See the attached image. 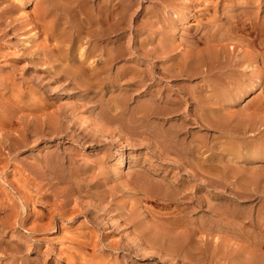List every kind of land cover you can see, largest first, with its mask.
I'll list each match as a JSON object with an SVG mask.
<instances>
[{
	"label": "rangeland",
	"instance_id": "1",
	"mask_svg": "<svg viewBox=\"0 0 264 264\" xmlns=\"http://www.w3.org/2000/svg\"><path fill=\"white\" fill-rule=\"evenodd\" d=\"M35 1L0 0V264H264V0H130L94 28L48 0L66 42ZM107 35L112 102L103 73L88 92L54 70L102 66Z\"/></svg>",
	"mask_w": 264,
	"mask_h": 264
},
{
	"label": "bare ground",
	"instance_id": "2",
	"mask_svg": "<svg viewBox=\"0 0 264 264\" xmlns=\"http://www.w3.org/2000/svg\"><path fill=\"white\" fill-rule=\"evenodd\" d=\"M10 1H12V0H10ZM14 1H18V0H14ZM31 1V0H30ZM73 1H75V2H80V0H73ZM132 1V0H131ZM131 1L130 0H84V2H82V4L80 5V7H79V9L78 10H73V9H71V12L70 11H68L67 13H72L74 16L75 15H78V16H81V15H83L84 17L82 18V21H80L78 24L77 23H73L72 25L69 23V21L65 18V17H63V15H60V12L62 11L60 8H56V10H52V8H51V6L52 5H50L49 4V1L47 0H36L35 1V4H34V8H33V13H34V15H35V17H36V19H37V21L40 23V25H41V27H47V28H49L51 31H52V33H53V35L52 36H57V37H60L61 38V40L62 41H64L65 40V42L67 41V39L68 38H70L69 36H71V35H68L66 38H65V36L64 35H66V34H63V32H62V29H60L59 30V28L58 27H70L69 25H71V27H104L107 23H108V21H110V20H112L113 18H114V15L115 14H117V13H119V14H121V16L123 15V14H126L127 13V11L128 10H130V8H131V5H132V3H131ZM135 1V0H134ZM145 1H149V0H145ZM193 1V0H192ZM172 2V1H171ZM6 3V2H5ZM10 3H12V2H10ZM17 3V2H16ZM29 3V2H28ZM135 3V2H134ZM133 3V4H134ZM140 3V2H139ZM146 3V2H145ZM14 3H12V5H13ZM13 6H16V5H13ZM10 7V6H9ZM12 7V6H11ZM18 7V6H17ZM166 8V7H165ZM117 10H119V11H117ZM166 10V9H165ZM116 11H117V13H116ZM151 13H155V11H152V10H149ZM2 13L3 12H0V17H1V15H2ZM62 14H63V12H61ZM139 14V13H138ZM65 15H67L66 13H65ZM68 16V15H67ZM130 16V15H129ZM68 18V17H67ZM129 18V17H128ZM35 19V20H36ZM69 19V18H68ZM77 18H75V20H76ZM8 20H9V18H8ZM257 20V19H256ZM125 21V20H124ZM129 21V20H128ZM263 21V20H262ZM3 23H4V21H0V32L2 33H4V30H3V27L5 26V25H3ZM5 23H7V22H5ZM9 24V23H8ZM7 24V25H8ZM11 24V23H10ZM9 24V25H10ZM14 24V23H13ZM124 24V23H123ZM146 24V23H145ZM2 25H3V27H2ZM6 25V26H7ZM9 25H8V27H9ZM32 25V24H31ZM138 25V24H137ZM6 26H5V28H6ZM20 26V25H19ZM122 26V25H121ZM2 27V28H1ZM12 27V26H11ZM27 27V26H26ZM28 27H29V25H28ZM4 28V29H5ZM112 28V27H111ZM46 29V28H45ZM72 29V28H71ZM70 29V30H71ZM110 29V28H109ZM6 30V29H5ZM47 30V29H46ZM89 30V29H88ZM91 30V29H90ZM94 30H96V28L94 29ZM102 30V29H101ZM263 30V29H262ZM9 31V30H8ZM45 31V30H44ZM49 31V30H48ZM66 31V30H65ZM72 31V30H71ZM70 31V32H71ZM79 31V30H78ZM98 31V30H97ZM175 31V30H174ZM69 32V33H70ZM73 32H74V30H73ZM72 32V33H73ZM90 32V31H89ZM112 32V31H111ZM263 32H264V30H263ZM75 33H76V31H75ZM79 33V32H78ZM92 33H93V30H92ZM71 34V33H70ZM77 34V33H76ZM78 36H80V34L78 35ZM98 36V35H97ZM71 37H73V36H71ZM80 38V37H79ZM114 39V38H113ZM70 40V39H69ZM65 45V44H64ZM67 45H68V43H67ZM215 49V48H214ZM126 50V49H125ZM227 50V49H226ZM130 51V50H129ZM67 52V51H66ZM89 52H93V53H95V52H98V53H100V54H104V57H103V64H102V66H100V67H93V66H91V62H87V55L88 54H86V59L84 58H82L81 60H80V65H79V67L77 68L76 66V68L75 69H73V70H70V71H67L66 69H64L60 64L58 65L57 64V66L55 67V65H53V64H51V67H55V69L54 70H56L55 72H56V77H58V78H67L68 80H69V82L70 83H72V85L73 86H80V87H83V88H85V89H88V92H94L93 91V89H91L90 88V86L88 85L89 84V80H91L90 78H92V80L95 82V83H97V80H99L98 79V77L100 78V75H101V73H103L104 74V77L107 79L106 81H105V83L103 82V87L105 88V92H107L106 94L110 97V102H112L113 100H115V99H113V97H114V94H113V91H112V88L111 87H113V85H114V75L112 76L111 75V72L113 73V69H114V63H115V61H116V58H117V55H116V52H115V49H114V42L112 41V38L111 37H109V35H107V36H104V37H100V39L97 41V42H95L94 44H93V46H92V48L90 49V51ZM208 52V57H210V60L212 59V58H215L214 57V54L213 53H211L210 55H209V51H207ZM228 52V51H227ZM26 54V53H25ZM69 54V53H68ZM62 55H63V53H62ZM67 55V54H66ZM73 55V54H72ZM1 57V56H0ZM64 57V56H63ZM66 57V56H65ZM69 57V56H68ZM71 57V56H70ZM81 57V56H80ZM120 57V56H119ZM67 58V57H66ZM200 58V61H203V59L201 60V57H199ZM217 58V57H216ZM187 59V58H186ZM243 59V58H242ZM73 60V62H74V64L73 65H75L76 64V60L75 59H72ZM188 60V59H187ZM204 60H205V57H204ZM217 60V59H216ZM16 61V60H15ZM46 61V60H45ZM45 61H41L42 63H44ZM53 61V63L56 61V60H52ZM189 61V60H188ZM197 61H199V60H197ZM199 61V62H200ZM48 62V61H47ZM46 62V63H47ZM184 62V61H183ZM206 61H204V63L203 64H206L205 63ZM4 64V63H3ZM18 64V63H17ZM177 63H175V65H176ZM180 64V63H179ZM197 64V63H196ZM214 64V63H213ZM13 65H14V63H13ZM12 65V66H13ZM41 65V64H40ZM88 65V66H87ZM182 65V64H181ZM207 65V64H206ZM255 65V64H254ZM44 66V65H43ZM47 66H49V65H47ZM46 67V66H45ZM184 68H179V71H181L182 73L183 72H185L184 73V75L187 73V74H189L190 72H191V70L192 69H188L187 68V66H183ZM192 67V66H191ZM196 67V66H195ZM211 67V65L209 66V68ZM251 67V66H250ZM86 68V69H85ZM197 69H199L198 67H196ZM213 68V67H212ZM252 68V67H251ZM84 69L85 70H87L86 72H88V75H86V77L88 76V83H84L82 80H81V77H83L84 75H85V72H84ZM168 69H170L172 72H179L178 70H177V68L174 66V65H170V67L168 68ZM202 69H204V68H202ZM169 70V71H170ZM197 71V70H196ZM9 72V71H8ZM181 72H179V73H181ZM122 74V73H121ZM112 77H111V76ZM151 75V74H150ZM12 78V77H11ZM91 80V81H92ZM35 81V80H34ZM41 81H42V79H41ZM47 84V83H46ZM91 87H93V86H91ZM185 87V86H184ZM101 88V87H100ZM19 89V88H18ZM12 90V89H11ZM20 90V89H19ZM13 91V90H12ZM16 91V90H15ZM47 91V90H46ZM16 94V93H15ZM15 96V95H14ZM18 97H19V95H17ZM191 95H189V97H190ZM151 98H148V101H147V105L146 106H148L149 108H151V107H153V106H157L160 102H163L164 104H166V106L167 105H169V106H174L175 105V103L177 102V101H175V100H173V99H163L162 101L160 100V97L159 96H157V94H156V96L154 95H152V96H150ZM130 98V97H129ZM205 98V97H204ZM19 99H20V97H19ZM28 99V98H27ZM113 99V100H112ZM189 99H191V98H189ZM22 100V99H21ZM30 100V99H29ZM28 100V101H29ZM187 100V99H186ZM193 100V99H192ZM201 100H204V99H201ZM200 100V101H201ZM206 100V99H205ZM189 101V100H188ZM195 101V100H194ZM23 102H27V100H24ZM201 102H203V101H201ZM208 102V101H207ZM102 103V102H101ZM209 103V102H208ZM28 104H30V105H28V107L30 108V109H33V112H35V110L36 111H44V109H45V107H46V105H36V104H33V103H30V102H28ZM110 104V103H109ZM185 104V103H184ZM117 105H118V103L116 102V103H114V107L116 106L117 107ZM26 106V105H25ZM186 106V105H185ZM188 106V105H187ZM13 107V106H12ZM21 107V106H20ZM22 107L24 108V105H22ZM22 107H21V109H22ZM27 107V106H26ZM25 107V108H26ZM98 107V106H97ZM101 107H102V105H101ZM112 107V106H111ZM10 108V107H9ZM28 108V109H29ZM102 108H104V107H102ZM106 108V107H105ZM14 109V108H13ZM16 109V108H15ZM173 109V108H172ZM171 109V110H172ZM16 111V110H15ZM102 111V110H101ZM116 111V110H115ZM142 111V110H141ZM141 111H139V110H137V112H134L133 113V115H131V117L133 116V118L137 121V120H140V122L142 121V119L143 118H145L146 116H148V118L151 116V114L153 115V113H155L154 111H152L150 114H149V112L147 113V112H145V113H141ZM108 112V111H107ZM44 113V112H43ZM42 113V114H43ZM104 113V112H103ZM110 113V112H109ZM9 114V113H8ZM97 114H98V112H97ZM113 114V113H112ZM125 114V113H124ZM128 114V113H127ZM12 115V114H11ZM14 115H15V113H14ZM46 115V114H45ZM107 115V114H106ZM58 117V116H57ZM108 117V116H107ZM127 117H128V115H127ZM126 117V118H127ZM151 117H155L154 115L153 116H151ZM49 118H50V116H49ZM104 118V117H103ZM133 118H131V120L133 119ZM5 119H7V117H5ZM18 119V118H17ZM39 119V118H38ZM41 119V118H40ZM51 119V118H50ZM50 119H48V117H46L45 118V120L44 121H42L41 122V124H42V126H43V124H46V123H48V122H50ZM128 119V118H127ZM210 119V118H209ZM43 120V119H42ZM3 121H4V117L3 116H0V122L1 123H3ZM28 122H29V120H27ZM26 121V122H27ZM37 121H39L40 122V120H37ZM57 121V120H56ZM203 121H204V119H203ZM205 121H206V119H205ZM246 121V120H245ZM214 122V121H213ZM249 122V121H248ZM27 124V123H26ZM25 124V125H26ZM38 124V123H37ZM249 124H251V126H252V123H250L249 122ZM3 125V124H2ZM5 125V124H4ZM8 125V124H7ZM131 125V124H130ZM240 125V124H239ZM29 126V125H28ZM37 126V125H36ZM95 126V125H94ZM247 126V125H246ZM249 126V125H248ZM3 127V126H2ZM238 127V126H237ZM39 128V127H38ZM161 128V127H160ZM41 129H42V127H41ZM43 130V129H42ZM122 131V130H121ZM157 131V130H156ZM160 131V130H159ZM156 133H158V132H156ZM160 134V133H159ZM163 134V133H162ZM151 135V134H150ZM176 136V135H175ZM170 137V136H169ZM175 141V140H174ZM175 143V142H174ZM143 179V178H142ZM143 180H145V179H143ZM147 181V180H146ZM162 183V182H161ZM144 185V184H143ZM142 190V189H141ZM48 197V196H47ZM179 224V223H178ZM145 231V230H144ZM143 230L141 231L142 233L144 232ZM145 234H146V232H145ZM155 234V232H153V235ZM151 235V234H150ZM149 235V236H150ZM155 236H156V234H155ZM157 236H159L158 234H157ZM151 237V236H150ZM179 237V236H178ZM152 238H154V237H152ZM151 238V239H152ZM174 238V237H173ZM172 238V239H173ZM176 238V237H175ZM173 239V240H176V239ZM183 238V237H182ZM187 239H188V237H186ZM186 238H183L184 240H182L181 242H180V245H181V248L182 249H188L190 246H191V244H190V241H188V240H185ZM159 239V238H158ZM154 240V239H153ZM169 240V239H168ZM178 241L179 240H177V242H176V244H178ZM173 242V241H172ZM174 245H175V242L173 243ZM172 245V244H171ZM138 248V247H137ZM191 249H192V247H191ZM253 260V259H252ZM255 262V261H254ZM258 263V262H257ZM248 264H255V263H250V262H248Z\"/></svg>",
	"mask_w": 264,
	"mask_h": 264
}]
</instances>
